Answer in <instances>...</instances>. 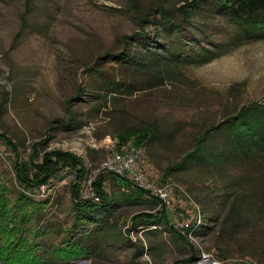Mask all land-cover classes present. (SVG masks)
<instances>
[{
    "label": "rangeland",
    "instance_id": "1",
    "mask_svg": "<svg viewBox=\"0 0 264 264\" xmlns=\"http://www.w3.org/2000/svg\"><path fill=\"white\" fill-rule=\"evenodd\" d=\"M163 1L0 0V133L18 145L15 155L0 140V192L14 216L2 222L25 236L28 205L12 204L21 192L45 209L41 222L56 225L40 243L58 245L71 219L75 172L59 166L51 182L24 188L14 164L28 162L33 144L41 142L40 155L51 149L79 155L95 180L93 170L106 157L134 145H119V133L151 126L137 163L147 181L167 186L170 202L162 206L186 240L162 224L126 232L132 216L162 206L108 173L101 184L110 203L94 213L105 232L100 244L68 262L49 251L52 264H182L190 247L196 264H264V155H240L221 168L190 162L163 175L201 132L264 98V38L240 42L228 12H218L212 1L192 11L179 32L161 27L155 8ZM182 3L165 0L172 22L182 19ZM151 6V22L140 24ZM141 30L145 39L129 45L138 64L100 63L84 72L101 53L121 51L123 36ZM111 79L119 81L114 91L106 85ZM107 135L111 142H104ZM198 216L206 226L191 238L179 225Z\"/></svg>",
    "mask_w": 264,
    "mask_h": 264
},
{
    "label": "trees",
    "instance_id": "2",
    "mask_svg": "<svg viewBox=\"0 0 264 264\" xmlns=\"http://www.w3.org/2000/svg\"><path fill=\"white\" fill-rule=\"evenodd\" d=\"M208 1L217 4L218 12H228L239 30L240 42L264 38V0H183L179 6L182 19L178 22L169 20L164 0L156 5L155 9L159 15L157 20L161 27L175 29L179 32V28L189 14L204 8ZM152 9L151 6L141 14L139 17L140 24L151 22L149 20L152 16ZM145 37L143 30L123 36L121 51L101 53L94 63L83 69L84 72L95 71L100 63H114L117 68H127L132 64H138V56L131 53L129 45L132 40L145 39ZM155 52L157 53L158 49ZM150 55L147 57L148 60L152 59ZM118 82L111 79L106 81V85H112L110 87L114 91V84H118ZM69 102L70 100H67L65 106L67 112H70ZM152 132L151 126L126 130L118 134V144L131 141L136 147L143 146L144 141ZM0 140L15 155L18 154V145L7 134L1 132ZM40 143L35 142L33 144L28 162H16L14 164L18 181L24 188H37L51 182L59 166L73 169L75 178L73 183L69 185L71 199L69 227L64 229L65 234L59 240L58 245L50 244L47 246L45 243H40L38 239L45 234L47 227L51 224L46 222L49 219L41 222L45 219L46 213L45 209L40 206V202L30 199L20 192L12 204L14 206L27 204L28 212L26 215H22V220L26 222L25 236H23L22 231L18 235L14 227H7L2 222L7 220L10 222L14 216L12 213V215L10 214L9 208L4 204L8 201L7 196L0 192V264H52L50 261L53 255L51 257L45 256L49 251L59 260L68 262L81 256L90 255L93 249L100 244L105 233L101 234L102 223L94 214L100 208L104 211L107 210L110 203V198L102 188L103 177L98 175L94 180V188L100 197V202L81 198L80 183L88 172L82 158L74 152L62 149H51L40 155L38 153ZM253 153L264 155V98L240 107L201 132L195 139L192 148L181 157L180 161L169 167L163 175L167 176L172 169H182L190 162L221 168L237 156H250ZM34 156L35 159H33ZM119 179L124 180L123 178ZM126 181L123 182L127 183ZM134 186L138 191L148 195L142 188ZM150 197L154 198V201L160 206V201L156 197ZM240 198L241 194L237 195L234 200L238 201ZM161 208L160 211H143L132 216L130 226L125 229L126 232L129 233L130 230L137 229V227L151 230L150 227L162 224L172 237L186 243L184 235L174 230L173 223H169V216L165 208L163 206ZM51 226L56 227L55 224ZM205 226L204 223L194 224L190 222L188 227L184 229V233L191 232L193 235H197ZM195 259V250L190 247V255L182 264H196Z\"/></svg>",
    "mask_w": 264,
    "mask_h": 264
},
{
    "label": "built area",
    "instance_id": "3",
    "mask_svg": "<svg viewBox=\"0 0 264 264\" xmlns=\"http://www.w3.org/2000/svg\"><path fill=\"white\" fill-rule=\"evenodd\" d=\"M104 142H111V137L107 135L104 138ZM135 147L134 145H129V148L125 149L123 152H112L93 170V174L104 177L106 174L111 173L118 178H123L128 182L131 181L133 185L142 188L148 195L156 197L160 201V205L170 202V196L166 185L155 184L145 179L137 163L140 149H138L139 147ZM80 196L83 199H90L92 201H98L100 198L95 191L93 177L90 175L86 176L83 180V185L80 187ZM190 222L200 224L199 216L196 218V221ZM190 222H182L179 226L184 230L188 227ZM172 223L174 225V222ZM191 235L194 236L191 232H188V236L192 238ZM202 261L206 264H211L208 259Z\"/></svg>",
    "mask_w": 264,
    "mask_h": 264
}]
</instances>
